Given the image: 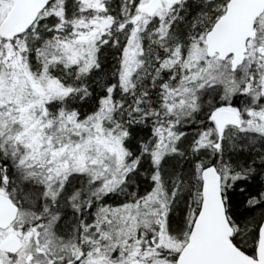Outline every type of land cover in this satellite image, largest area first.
<instances>
[{
    "label": "snow or ice",
    "instance_id": "6c2138e0",
    "mask_svg": "<svg viewBox=\"0 0 264 264\" xmlns=\"http://www.w3.org/2000/svg\"><path fill=\"white\" fill-rule=\"evenodd\" d=\"M0 264H264V0H0Z\"/></svg>",
    "mask_w": 264,
    "mask_h": 264
}]
</instances>
